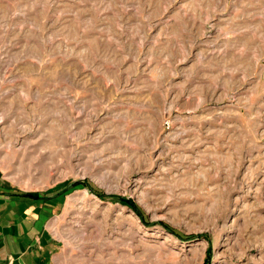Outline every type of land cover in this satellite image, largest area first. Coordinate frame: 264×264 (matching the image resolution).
<instances>
[{
    "label": "rangeland",
    "instance_id": "obj_1",
    "mask_svg": "<svg viewBox=\"0 0 264 264\" xmlns=\"http://www.w3.org/2000/svg\"><path fill=\"white\" fill-rule=\"evenodd\" d=\"M0 173L73 264H264V0H0Z\"/></svg>",
    "mask_w": 264,
    "mask_h": 264
},
{
    "label": "crops",
    "instance_id": "obj_2",
    "mask_svg": "<svg viewBox=\"0 0 264 264\" xmlns=\"http://www.w3.org/2000/svg\"><path fill=\"white\" fill-rule=\"evenodd\" d=\"M64 206L63 195L25 192L0 173V264H73Z\"/></svg>",
    "mask_w": 264,
    "mask_h": 264
},
{
    "label": "trees",
    "instance_id": "obj_3",
    "mask_svg": "<svg viewBox=\"0 0 264 264\" xmlns=\"http://www.w3.org/2000/svg\"><path fill=\"white\" fill-rule=\"evenodd\" d=\"M125 205L131 206V207H136L132 201L128 200V199H120ZM202 237V236H201Z\"/></svg>",
    "mask_w": 264,
    "mask_h": 264
}]
</instances>
